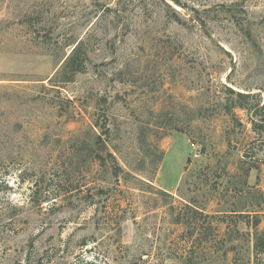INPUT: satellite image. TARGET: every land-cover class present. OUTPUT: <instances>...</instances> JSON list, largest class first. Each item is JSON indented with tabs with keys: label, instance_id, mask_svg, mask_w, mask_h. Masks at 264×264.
I'll list each match as a JSON object with an SVG mask.
<instances>
[{
	"label": "rangeland",
	"instance_id": "374dc122",
	"mask_svg": "<svg viewBox=\"0 0 264 264\" xmlns=\"http://www.w3.org/2000/svg\"><path fill=\"white\" fill-rule=\"evenodd\" d=\"M263 103L264 0H0V264H255Z\"/></svg>",
	"mask_w": 264,
	"mask_h": 264
},
{
	"label": "trees",
	"instance_id": "16d2710c",
	"mask_svg": "<svg viewBox=\"0 0 264 264\" xmlns=\"http://www.w3.org/2000/svg\"><path fill=\"white\" fill-rule=\"evenodd\" d=\"M81 47H82V43L81 42H76L75 43V46H74L71 54L66 59V62H65V66L66 67L69 66V65L71 66L73 64L77 65L79 63L77 58L79 56V50H80ZM76 67H75V70H74L75 72L81 71L82 70L81 62ZM227 91H228L229 95H231V97H234L233 99H235L238 107L244 108V109H248V100L252 96V94L245 93V92L236 90V89L231 88V87H228ZM262 109H264V103L262 105ZM229 111H231V110L229 109ZM252 123H253V126H254L255 129L260 126V124L257 123V122H252ZM262 127H264V126H262ZM95 157L97 159L101 160L102 162L106 161L105 156H103L100 153L99 154L97 153L95 155ZM111 157L113 159H115L114 156L111 155ZM116 169L120 170L121 168L116 166ZM116 174L118 175V172ZM254 251H255V264H259V256H260V254L264 253V236H260V237L256 238V243L254 245Z\"/></svg>",
	"mask_w": 264,
	"mask_h": 264
}]
</instances>
